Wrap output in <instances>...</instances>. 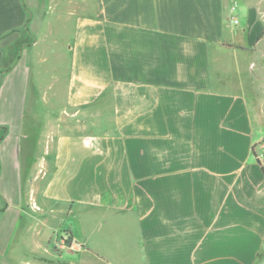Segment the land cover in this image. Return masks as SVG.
Returning <instances> with one entry per match:
<instances>
[{
	"label": "crops",
	"instance_id": "1",
	"mask_svg": "<svg viewBox=\"0 0 264 264\" xmlns=\"http://www.w3.org/2000/svg\"><path fill=\"white\" fill-rule=\"evenodd\" d=\"M27 220L78 245L43 264H117L103 226L139 264H256L264 0H0L1 256Z\"/></svg>",
	"mask_w": 264,
	"mask_h": 264
},
{
	"label": "rangeland",
	"instance_id": "2",
	"mask_svg": "<svg viewBox=\"0 0 264 264\" xmlns=\"http://www.w3.org/2000/svg\"><path fill=\"white\" fill-rule=\"evenodd\" d=\"M238 15V14H237ZM48 31L41 27L39 30L40 37L43 40L36 48L38 52L46 51L48 42H45V37ZM61 35H64L63 32ZM63 37V36H60ZM48 51V50H47ZM258 129V128H256ZM19 232L16 234L15 248L3 256L0 255V264H43L39 259L54 260V261H74L77 250H69L59 242V239L64 235H70L67 232L65 225L58 220H51L46 226L41 225L37 221H25L21 226H17ZM53 229L50 238L47 240L46 235ZM105 230V226L95 230L94 236L91 238L97 242L102 249H112V252H105L104 257L111 258L117 264H139L138 255L127 254L124 250L125 246L119 245L116 242L114 234L109 236ZM106 233V234H105ZM62 239V238H61ZM48 241V243H47ZM47 245L50 253H44V248ZM256 264H264V251L258 256Z\"/></svg>",
	"mask_w": 264,
	"mask_h": 264
},
{
	"label": "built area",
	"instance_id": "3",
	"mask_svg": "<svg viewBox=\"0 0 264 264\" xmlns=\"http://www.w3.org/2000/svg\"><path fill=\"white\" fill-rule=\"evenodd\" d=\"M231 22L233 24H237V19L233 18ZM61 238L59 239V242H61L62 245H65V247L68 248L69 250L78 249V245L73 241L70 235L64 234Z\"/></svg>",
	"mask_w": 264,
	"mask_h": 264
}]
</instances>
